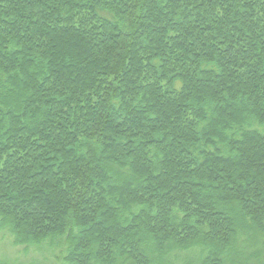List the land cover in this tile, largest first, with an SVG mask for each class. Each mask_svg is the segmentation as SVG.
Returning <instances> with one entry per match:
<instances>
[{
    "label": "trees",
    "instance_id": "1",
    "mask_svg": "<svg viewBox=\"0 0 264 264\" xmlns=\"http://www.w3.org/2000/svg\"><path fill=\"white\" fill-rule=\"evenodd\" d=\"M0 231L264 264V0H0Z\"/></svg>",
    "mask_w": 264,
    "mask_h": 264
},
{
    "label": "rangeland",
    "instance_id": "2",
    "mask_svg": "<svg viewBox=\"0 0 264 264\" xmlns=\"http://www.w3.org/2000/svg\"><path fill=\"white\" fill-rule=\"evenodd\" d=\"M58 251L47 242L40 246H16L7 231H0V264H58Z\"/></svg>",
    "mask_w": 264,
    "mask_h": 264
}]
</instances>
